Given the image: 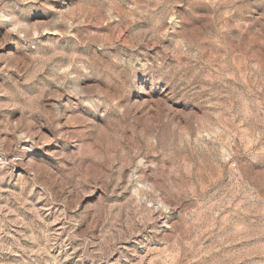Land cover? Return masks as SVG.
Wrapping results in <instances>:
<instances>
[{"label": "clouds", "instance_id": "obj_1", "mask_svg": "<svg viewBox=\"0 0 264 264\" xmlns=\"http://www.w3.org/2000/svg\"><path fill=\"white\" fill-rule=\"evenodd\" d=\"M0 264H264V0H0Z\"/></svg>", "mask_w": 264, "mask_h": 264}]
</instances>
